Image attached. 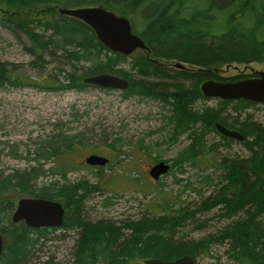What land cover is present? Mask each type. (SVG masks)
<instances>
[{"label":"trees","instance_id":"16d2710c","mask_svg":"<svg viewBox=\"0 0 264 264\" xmlns=\"http://www.w3.org/2000/svg\"><path fill=\"white\" fill-rule=\"evenodd\" d=\"M18 1L64 7L98 4L122 16L132 7L139 8V0ZM149 3L151 12L146 15L144 29L148 38L146 42L143 40L149 51L148 56L141 50L130 55L112 52L97 41L86 24L67 16L49 22L38 21L43 33L36 32L28 20H6L3 25L13 30L16 36L24 35L31 42L32 46L27 50L36 55V59L42 60V53L45 52L53 56L59 53L57 57H63L62 62L70 67L69 71L64 67L56 68L55 73L51 74L54 76L46 75V84L31 82L32 86L49 91L82 90L88 86L83 83L84 77L109 73L127 81V87L120 90L124 97L133 96L135 91L142 97L157 99L161 103L163 119L156 130L158 139H153L148 145L140 140L137 144L139 151L152 156L151 160L155 163L160 157L158 154L151 155L150 149L156 151L161 146H178L180 137L186 135L189 142L179 152H185L187 156L180 159L182 162L173 163L164 176L172 175L174 183L179 184L186 173L183 167L185 163L202 172L208 168L213 173L219 171L215 179L210 175L204 176L203 181L213 185V193L202 198L191 209L188 205L181 206L180 194L164 191L165 183L160 180L163 176L152 186L136 170H114L112 177L123 174L127 184L124 190L141 194L145 210V215L138 220H127L115 226L112 221L94 222L84 218L86 195L108 188L101 176L90 185L84 178L75 181L67 178L69 172L84 169L85 165L72 166L65 161L62 169H58V165L48 169L50 176L63 180L62 186L57 185L58 181L39 185L38 179L45 171L38 167L0 174V233L3 236L10 235L18 225L10 217L20 198L55 200L65 209L63 223L57 228H29L21 222V232L5 242L0 264H58L53 261V256L46 257L44 261L34 257V252L40 250L50 234L58 229L75 231L72 264H136L139 259L171 260L184 255H189L194 261L199 254L208 255L212 243H223L227 257L236 264H264V127L247 113L242 121L239 120L245 105L255 103L216 98L219 107L206 108L203 112L196 107L199 100L207 99L200 93V82L213 78L216 74L214 70L220 65L264 61V0H149ZM219 18H223V21L217 22ZM130 24L132 32L139 36L137 21L133 20ZM129 58L133 60L125 69L123 65ZM158 59L167 62L168 66L177 62L187 63L190 67L185 68V76L190 79L188 85L172 84L168 80L170 73L159 64ZM9 67L0 63V87L25 84L19 77L21 74ZM130 72L140 78H131ZM242 79L246 77L215 81L235 82ZM240 103H245L243 110L231 116L229 111H235ZM216 123L239 131L244 136L243 141L239 142L249 150L250 156L211 160L209 155L214 147L205 140L208 133H215L223 141L233 140L220 135L215 128ZM64 134L61 132L62 137L47 142L40 141L41 145L37 147L32 160L59 157L60 153L68 152L75 144L82 143L80 138L76 139V134ZM247 137L250 141L246 140ZM115 142L103 140L102 144L114 151L113 158L121 167L128 153L121 150L123 141L118 145ZM98 168L102 170L103 167ZM187 187L185 183L183 189ZM10 190H16L19 196L14 199L7 197ZM109 204L110 198H105L103 206ZM214 208H218L221 217L230 219L216 234L194 240L187 239V233H181L196 213H206Z\"/></svg>","mask_w":264,"mask_h":264},{"label":"rangeland","instance_id":"374dc122","mask_svg":"<svg viewBox=\"0 0 264 264\" xmlns=\"http://www.w3.org/2000/svg\"><path fill=\"white\" fill-rule=\"evenodd\" d=\"M148 6H150L149 0H139V8L135 6L122 13L130 22L137 21L139 37L144 42L148 38V33H145L144 30L146 15L151 12ZM58 7L64 6L49 3H21L18 0H0V63L8 67L12 65L9 68L13 72L21 74L19 77L25 81L22 86L12 87L6 84L4 87H0V174L7 175L17 169L38 167L45 171V174L38 179L39 185L58 181L57 185L62 186L63 180L59 179L58 176H50L47 173L48 169L55 168L56 165H58V169H62L65 161H68L70 165L73 164L72 166H83L84 158L89 154L111 157L112 163L104 166L102 170H98V167L85 165L84 169H76V171L67 174L70 181L84 178L88 185L94 184L98 176H101L106 187H108L103 192L91 191L86 195L83 202L84 218L94 222L112 221L115 226L121 225L127 220H138L145 215L141 194L124 190V186L127 184L123 174L112 177V172L114 170H136L152 186L157 183L148 174L149 165L153 163L152 156L139 151L137 144L140 140H144V144L148 145L153 139H158L156 130L162 125L163 120L160 114L161 103L157 99L142 97L135 91L133 96L124 97L120 90L100 89L92 86H86L82 90L72 88L52 91L36 85L32 86L31 82L46 84L47 81L44 82L46 75L54 74L56 68L64 67L69 71L70 67L62 62L63 57H57L59 53L53 56L45 52L42 53V60L36 59V55L27 50L31 48V42L24 35L16 33V36L13 30L3 25V21L28 20L36 32L43 33L38 21L49 22L63 16L58 13ZM133 10L136 11L133 12ZM219 20L220 18L217 22ZM220 21L222 22L223 18ZM46 32L44 31V33ZM131 60L133 59L129 58L123 65L125 69ZM159 62L170 73L171 77L168 80L173 82L172 84L188 85L190 79L185 76L187 72L185 68L188 67L189 69L190 67L187 63H182L184 68H177L168 67V63L165 61L159 60ZM214 71L216 74L211 80H226L236 76L254 77L255 72H264V61L230 62L220 65ZM127 74L128 72L125 71V75ZM130 74L132 73L130 72ZM131 78L139 79L140 77L133 73ZM244 105L245 103L237 105L236 112L230 110V115H237L243 110ZM196 107L197 110L203 112L206 108H215L219 105L215 99L207 98L199 100ZM246 113L252 117L253 121L264 127V103L245 105L243 112L239 114L240 121L243 120ZM61 132L66 135L76 134V139L80 138L82 143L75 144L72 150L70 149L68 152L60 153L59 157L32 160L34 152L41 145L40 141L46 140L47 142L62 137ZM103 140H106L107 143L116 141V145L123 141L124 145L121 146V150L127 151L128 157L121 167L113 158L114 151L111 152L108 147L102 144ZM205 140L208 145L214 147L209 155L211 160H220L222 157L247 158L250 156L249 150L237 140L223 141L213 132L208 133ZM246 140L250 141V138L247 137ZM180 141L178 146L169 148L161 146L156 151L150 149L152 150L151 155L158 154L159 161L163 160L169 166H172L173 163L175 165L182 162L180 159L185 158L187 154L179 152V150L184 148L189 140L184 135L180 137ZM183 167L186 173L183 177L178 176L182 178L179 184L174 183L172 175L163 176L160 180L165 183L164 191L166 193L180 194L179 203L181 202V206L188 205L192 209L200 203L202 198L204 199L213 193V185L203 181L204 176L210 175L215 179L219 171L213 173L208 168L202 172L203 170L190 167L188 163H185ZM201 167L204 168L203 165ZM185 183L188 184V187L183 189ZM18 196L19 193L16 190H10L7 194V197L12 199ZM105 198H110V204L103 206ZM229 222L230 219L221 217L218 208H214L206 213H196L181 230V233H187V239L199 240L210 234H216V231ZM17 224L13 234L3 236L6 243L18 232H21L19 227L21 222ZM196 225L201 226L196 227ZM75 237L74 230H55L50 234L44 246L34 252V257H37L36 260L44 261L46 257L53 256L55 263L72 264V246ZM143 260L139 259L135 263L143 264ZM194 262L196 264H236L227 257L226 246L223 243H212L208 255L199 254L195 257Z\"/></svg>","mask_w":264,"mask_h":264},{"label":"water","instance_id":"95a60500","mask_svg":"<svg viewBox=\"0 0 264 264\" xmlns=\"http://www.w3.org/2000/svg\"><path fill=\"white\" fill-rule=\"evenodd\" d=\"M58 13L86 24L94 33L98 42L112 52L130 55L137 50H142L148 56V48L138 35L132 32L131 24L127 17L118 15L101 5L82 7H58ZM177 68L184 66L177 62ZM208 71V70H207ZM257 77L247 78L235 82L204 80L199 90L201 95L208 98L228 100H247L253 103H264V72H256ZM83 83L101 89L122 90L127 87V81L119 76L109 73H99L86 76ZM217 132L227 138L243 141L244 136L237 130H231L216 123ZM108 158L98 154H89L84 158L88 166H105ZM169 170L165 161H157L151 165L148 174L152 179L158 180ZM65 209L55 200L24 197L20 198L11 215V221H22L26 227H60L63 223ZM4 240L0 233V254L3 251ZM143 264H195L189 255L178 257L174 260H161L157 258L144 259Z\"/></svg>","mask_w":264,"mask_h":264},{"label":"flooded vegetation","instance_id":"af4514ba","mask_svg":"<svg viewBox=\"0 0 264 264\" xmlns=\"http://www.w3.org/2000/svg\"><path fill=\"white\" fill-rule=\"evenodd\" d=\"M169 67V66H168ZM258 75H257V73L255 72V75H254V77H257ZM108 158V162H107V164H109L110 162H111V158L110 157H107ZM112 163V162H111ZM156 163V162H155ZM106 164V165H107ZM151 165H153L154 163H150ZM84 165H86L85 163H84ZM151 165H149V168L151 167ZM93 167H97V166H93ZM17 203V202H16ZM16 203H15V205H16ZM14 208H15V206H14ZM14 210V209H13ZM18 223H20V222H18ZM4 245H5V241H4ZM161 260H163V259H161ZM167 260H170V259H167ZM171 260H174V259H171ZM164 261V260H163Z\"/></svg>","mask_w":264,"mask_h":264},{"label":"bare ground","instance_id":"6f19581e","mask_svg":"<svg viewBox=\"0 0 264 264\" xmlns=\"http://www.w3.org/2000/svg\"><path fill=\"white\" fill-rule=\"evenodd\" d=\"M122 78V77H121ZM207 80V79H206ZM169 168H170V166H169ZM12 215V214H11Z\"/></svg>","mask_w":264,"mask_h":264}]
</instances>
